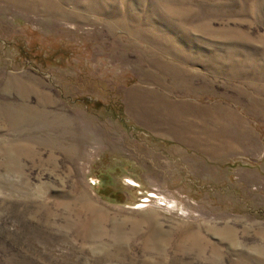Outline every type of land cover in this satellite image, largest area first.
<instances>
[{"label":"rangeland","instance_id":"1","mask_svg":"<svg viewBox=\"0 0 264 264\" xmlns=\"http://www.w3.org/2000/svg\"><path fill=\"white\" fill-rule=\"evenodd\" d=\"M0 264H264V0H0Z\"/></svg>","mask_w":264,"mask_h":264}]
</instances>
